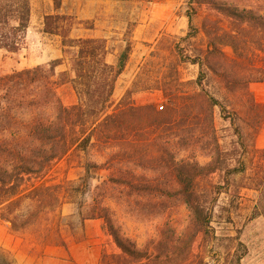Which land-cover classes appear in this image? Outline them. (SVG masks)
Masks as SVG:
<instances>
[{"label":"trees","instance_id":"1","mask_svg":"<svg viewBox=\"0 0 264 264\" xmlns=\"http://www.w3.org/2000/svg\"><path fill=\"white\" fill-rule=\"evenodd\" d=\"M51 1L56 14L45 17L42 32L62 38L63 58L52 61L48 68L39 66L0 76V220L15 234L35 226L40 231L62 205L63 186L47 182L53 165L74 151L86 153L94 142L105 145V149L112 147L111 153L116 145L123 151V168L117 165L113 176L129 196L138 197L151 208L148 217L162 216L182 204L188 211V224L179 232L166 222L156 238L140 246L123 233L108 208L99 207L84 220H102L104 233L118 252L103 251L101 264H187L197 239L212 230L214 202L207 206L198 183L216 174L246 173L245 163L241 169L225 166V154L214 127V110L220 108L222 118L235 127L236 135L243 140L240 111L229 112L206 90L205 82L210 76L220 79L225 91L244 97L256 118L264 123V105L256 103L250 91V85L264 83V66L251 63L250 56V51L264 55V12L256 5L191 0L192 5L208 6L230 25L226 30L218 21H204L206 54L189 60L200 70L194 83L197 90L178 97L177 103L162 110L146 105L109 115L116 83L130 59L131 41L123 38L115 64L109 65L107 42L71 39L62 26L71 17L58 14L65 0ZM18 2L14 10L0 9V50L11 54L22 49L31 18L30 0ZM188 21L190 30L195 31L192 14ZM226 47L233 50L235 58L225 54ZM66 58L71 73L62 72L55 80L56 69L64 65ZM67 85L73 86L80 100L75 105L66 106L58 93ZM90 116L95 117L93 121ZM186 151L188 155L180 158ZM254 157L255 184L251 190L264 199V150L254 149ZM200 158L206 162L201 163ZM127 161L134 165L129 166ZM90 178L87 169L83 184L77 188L80 193L88 192ZM220 190L217 195L222 193ZM44 230L33 232L32 242L68 249L63 232H52L50 226ZM243 258L234 254L231 264H241ZM0 264H15L13 254L2 247Z\"/></svg>","mask_w":264,"mask_h":264},{"label":"rangeland","instance_id":"2","mask_svg":"<svg viewBox=\"0 0 264 264\" xmlns=\"http://www.w3.org/2000/svg\"><path fill=\"white\" fill-rule=\"evenodd\" d=\"M225 1L239 6L256 5L264 12V0ZM18 6V0L0 2V9L5 8L6 11ZM30 6V25L22 49L15 54L0 50V76L39 66L48 68L52 61L63 58L62 38L47 36L42 32L45 17L56 14L52 1L30 0ZM62 7L58 14L71 17L62 25L71 39H87L91 34L89 30L99 21L106 26L105 38L102 40L107 42L110 50L119 54L123 38L126 36L131 41L130 59L124 74L116 83L112 104L107 110L109 115L129 107L146 105L162 110V107L177 103L178 97L192 95L197 90L194 83L200 70L198 65H193L189 60L206 54L208 40L203 31L204 21H218L221 27L230 30L225 18L208 6L192 5L191 0H65ZM189 14L193 15L195 31L189 28ZM32 43L30 51L29 45ZM224 52L229 58H235L231 48H224ZM250 54L251 63L254 61L256 65L264 66L263 54L253 51ZM112 59L110 56L109 60ZM62 72L71 73L68 58L64 65L56 69L55 80ZM205 87L229 112L235 109L240 111L242 121L239 124L243 140L236 135L235 127L222 118L220 108L214 110V127L225 154V166L241 169V164L245 163L246 173L230 176L216 174L198 183V191L207 206L214 202L211 210L212 230L197 239L187 264H231L234 254L244 256L241 264H264V199L251 190L255 184L254 149L264 150V123L256 118L244 97L226 92L220 79L210 76ZM250 91L256 103L264 105V83L250 85ZM58 93L66 106L80 101L72 85L60 87ZM94 118L90 116L91 121ZM106 148L109 149L94 142L86 153L74 151L53 165L47 182L63 186L62 205L60 211L50 215L49 222L42 224L40 231L35 226L15 234L0 220V232L23 240L25 249L27 244L31 246L32 233L45 232L44 228L48 226L52 232L58 230L65 235L72 232L75 234L74 240L81 239L84 219L99 207L108 208L123 233L134 238L140 246L156 238L159 228L166 222L182 232L188 224L186 207L177 204L166 214L149 218L151 208L139 201L138 197L129 196L128 191L113 176L117 165L123 168V151H119L116 145L114 153H111L112 147ZM188 153H181L180 158L186 157ZM199 160L201 163L206 162L203 158ZM126 163L134 165L129 161ZM139 163L148 166L146 162ZM87 169L91 178L88 192L82 194L77 188L83 184ZM225 179L228 183H225ZM219 190L222 193L217 195ZM99 222L98 230L104 232L103 221ZM102 240L105 242V252L118 253L106 237Z\"/></svg>","mask_w":264,"mask_h":264},{"label":"crops","instance_id":"3","mask_svg":"<svg viewBox=\"0 0 264 264\" xmlns=\"http://www.w3.org/2000/svg\"><path fill=\"white\" fill-rule=\"evenodd\" d=\"M96 23L97 25L89 30L91 34L88 35V38L102 40L105 38L104 30L106 26L105 24H100L99 21H96ZM32 45L33 43L29 45L30 51H32ZM107 48L109 49L108 46ZM113 53H115V56H113ZM110 56L113 57L111 61L109 60ZM117 56L118 53L116 51L110 50L106 62L109 65H114ZM59 58L62 59V57ZM63 210L64 207L62 212ZM99 221L85 220L82 226L83 232H80L81 239L74 240L75 234L72 232H67L66 235L63 234L68 244L67 250L60 246L44 247L36 245L34 242H31V246L27 244L28 247L25 249L22 245L23 240L15 239L14 236L8 235L7 232H0V247L13 253L15 264H101L102 253L106 247L102 238L106 237L108 243H112V241L104 232H99ZM92 227H95L94 231H91Z\"/></svg>","mask_w":264,"mask_h":264}]
</instances>
